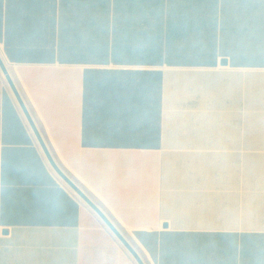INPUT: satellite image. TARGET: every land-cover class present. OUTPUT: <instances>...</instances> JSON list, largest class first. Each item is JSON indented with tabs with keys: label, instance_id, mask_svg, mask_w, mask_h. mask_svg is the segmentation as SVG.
<instances>
[{
	"label": "crops",
	"instance_id": "0c3cea01",
	"mask_svg": "<svg viewBox=\"0 0 264 264\" xmlns=\"http://www.w3.org/2000/svg\"><path fill=\"white\" fill-rule=\"evenodd\" d=\"M0 45L58 166L147 264H264V160L225 171L226 148L264 149V0H0ZM10 89L0 68V264H138Z\"/></svg>",
	"mask_w": 264,
	"mask_h": 264
},
{
	"label": "water",
	"instance_id": "95a60500",
	"mask_svg": "<svg viewBox=\"0 0 264 264\" xmlns=\"http://www.w3.org/2000/svg\"><path fill=\"white\" fill-rule=\"evenodd\" d=\"M222 64H227V60H222ZM0 68L5 75V78L10 85L12 91L14 92L25 116L28 119L30 126L32 127L37 139L39 140L48 160L50 161L51 165L55 169V171L60 175V177L75 191L77 194L85 200L102 218L105 224L110 228V230L115 234V236L119 239L122 245L127 249V251L132 255V257L136 260L138 264H147L144 260L141 253L137 250V248L128 240V238L114 225V223L110 220V218L106 215V213L97 205L95 204L66 174L65 172L58 166L56 161L54 160L52 154L50 153L48 147L46 146L37 126L34 122L22 96L12 78L6 63L4 62L2 56L0 55Z\"/></svg>",
	"mask_w": 264,
	"mask_h": 264
},
{
	"label": "rangeland",
	"instance_id": "374dc122",
	"mask_svg": "<svg viewBox=\"0 0 264 264\" xmlns=\"http://www.w3.org/2000/svg\"><path fill=\"white\" fill-rule=\"evenodd\" d=\"M247 123H248V119L242 118V124H241L242 131H244L246 128L248 132L249 126ZM251 130H252V125H251ZM247 135L248 134H246V137ZM244 137L245 136L242 132L241 133L242 141L245 139ZM241 144H247L248 146L236 148V149H228V148L225 149V171L241 173L242 174L241 178H245V174H246V179H247V174L249 172H252V160H264V149H252V142L251 143L241 142ZM241 183L243 184V180Z\"/></svg>",
	"mask_w": 264,
	"mask_h": 264
},
{
	"label": "bare ground",
	"instance_id": "6f19581e",
	"mask_svg": "<svg viewBox=\"0 0 264 264\" xmlns=\"http://www.w3.org/2000/svg\"><path fill=\"white\" fill-rule=\"evenodd\" d=\"M0 55L1 56H3V52H2V47H1V45H0ZM10 86V85H9ZM11 90V89H10ZM19 106V105H18ZM23 111V110H22ZM23 113V112H22ZM25 117V116H24ZM26 119V118H25ZM28 125H29V123H28ZM35 138H37V137H35ZM37 142H39L38 140H37ZM40 148V147H39ZM42 148V147H41ZM43 152V151H42ZM44 153V152H43ZM45 155V154H44ZM46 157V156H45ZM46 159V158H45ZM47 161V160H46ZM49 164V163H48ZM51 165V164H50ZM74 191V190H73ZM77 193V192H76ZM97 215V214H96ZM103 221V220H102Z\"/></svg>",
	"mask_w": 264,
	"mask_h": 264
}]
</instances>
